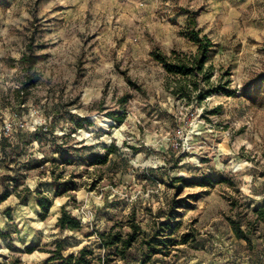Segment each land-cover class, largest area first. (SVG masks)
I'll list each match as a JSON object with an SVG mask.
<instances>
[{
    "label": "rangeland",
    "instance_id": "rangeland-1",
    "mask_svg": "<svg viewBox=\"0 0 264 264\" xmlns=\"http://www.w3.org/2000/svg\"><path fill=\"white\" fill-rule=\"evenodd\" d=\"M188 16L212 47L197 89L178 98L152 53H197ZM29 44L41 58L22 91ZM15 114L27 128L1 136ZM107 147L108 163L91 165ZM38 193L52 200L45 218ZM262 206L264 0H0V262L45 264L59 242L63 255L100 253L96 233L130 231L133 214L141 234L114 264H264V225L251 226ZM63 207L80 231L57 226ZM171 213V237L190 240L152 254L144 243L168 234Z\"/></svg>",
    "mask_w": 264,
    "mask_h": 264
},
{
    "label": "trees",
    "instance_id": "trees-1",
    "mask_svg": "<svg viewBox=\"0 0 264 264\" xmlns=\"http://www.w3.org/2000/svg\"><path fill=\"white\" fill-rule=\"evenodd\" d=\"M187 23L189 25L186 31V36L189 40L197 46V53L192 57H188L181 53L173 52L169 57L166 54L155 51L152 56L156 61L161 63L166 71V73L175 79L174 84L169 87L170 93L178 98L187 97L192 91L197 89L195 80H197V73H202L204 71V65L208 61V52L212 47V43L207 39L205 35H201V30L197 29V23L193 16H188ZM41 55H36L32 49V45H27V52H25L21 58V62L24 65V70L26 73V81L20 87V90L27 91L30 86L37 83V78L34 75L33 68L40 60ZM205 81L209 82V75L204 76ZM193 80V85L190 87L189 82L186 80ZM226 94L232 95L233 92L225 91ZM200 100L209 94L204 93ZM204 96V97H203ZM115 121L121 123L123 117H114ZM36 138L39 136V132H35ZM114 153V149L111 147L106 148V153L103 156H94L90 159L91 165H106L108 163L109 155ZM63 165H71L74 161L73 157L70 155H62L60 158ZM53 163L56 162L55 159L52 160ZM54 179L60 178V175H53ZM201 186H213L214 181L210 179H204L201 181ZM70 183L64 182L62 186L67 190ZM74 185V184H73ZM72 185V186H73ZM37 206L41 209V217L45 218L52 207V200L43 193H38L35 198ZM234 205V204H233ZM253 215L255 217L251 226L254 227L255 224L264 225V206L256 208L253 210ZM170 219L161 223V232H168L164 234V238L158 239V233L154 235L151 239L146 241L148 247H153L151 253L157 254L161 252L160 248H170L175 247L179 244H186L189 242V234H183L180 241L171 237L175 234L178 229V221H172L174 219V213H171ZM230 224L235 237L238 240L245 241L248 247H251V240L248 235L249 229L245 230L242 228V223L236 220H230ZM57 226L61 230L69 231H80L82 225L80 221L71 215L65 208H62L61 215L58 217ZM127 226L130 231L123 233L122 231H114L111 228L104 232H97L98 237V248L100 253H96L94 249L89 246H83L77 253H70L68 255H63L62 251L64 246L59 242L56 249L52 251L50 257L45 261V264H114L116 260H126L128 257V252L133 249L134 245L137 243L138 238L141 234V228L135 223L134 215L128 217ZM250 226V225H249ZM255 230V229H254ZM146 261L143 262L145 264ZM0 264H24L19 258H13L10 261L0 262Z\"/></svg>",
    "mask_w": 264,
    "mask_h": 264
},
{
    "label": "built area",
    "instance_id": "built-area-1",
    "mask_svg": "<svg viewBox=\"0 0 264 264\" xmlns=\"http://www.w3.org/2000/svg\"><path fill=\"white\" fill-rule=\"evenodd\" d=\"M41 121H34L33 123V129H35V126H41ZM27 128V124L23 118H21L19 115L15 114L11 117V119L6 120L3 123V126L1 128V136L3 137H11L16 131L24 130ZM180 134V132H179Z\"/></svg>",
    "mask_w": 264,
    "mask_h": 264
},
{
    "label": "crops",
    "instance_id": "crops-1",
    "mask_svg": "<svg viewBox=\"0 0 264 264\" xmlns=\"http://www.w3.org/2000/svg\"><path fill=\"white\" fill-rule=\"evenodd\" d=\"M249 262H250V261H249ZM249 262L247 261V263H244V264H248ZM251 264H253V262H252Z\"/></svg>",
    "mask_w": 264,
    "mask_h": 264
}]
</instances>
